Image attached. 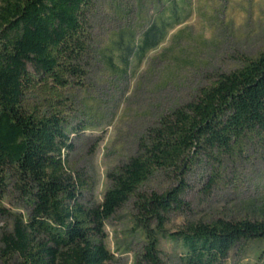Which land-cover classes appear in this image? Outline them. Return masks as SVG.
I'll list each match as a JSON object with an SVG mask.
<instances>
[{
    "label": "trees",
    "instance_id": "16d2710c",
    "mask_svg": "<svg viewBox=\"0 0 264 264\" xmlns=\"http://www.w3.org/2000/svg\"><path fill=\"white\" fill-rule=\"evenodd\" d=\"M92 8L93 0H0V216L12 222L0 233V264H111L104 226L128 204L145 239L141 264H159L165 236L181 243L182 264H220L236 248L264 245V217L163 230L184 206V176L198 159L234 160L264 144V51L160 116L135 154L107 173L101 202L85 201L90 186L68 163V113L89 66ZM159 177L175 185L146 190ZM6 200L23 212L6 210Z\"/></svg>",
    "mask_w": 264,
    "mask_h": 264
},
{
    "label": "rangeland",
    "instance_id": "374dc122",
    "mask_svg": "<svg viewBox=\"0 0 264 264\" xmlns=\"http://www.w3.org/2000/svg\"><path fill=\"white\" fill-rule=\"evenodd\" d=\"M88 24L89 66L82 86L69 93L68 163L90 186L85 201L98 204L109 184L107 173L135 154L149 126L190 101L216 74L264 51V0H93ZM153 27L154 39L144 44ZM184 182V206L167 217L166 234L195 222L261 219L264 144L249 145L234 160L198 159ZM171 185L159 177L146 190ZM2 206L23 212L13 201ZM11 225L8 216H0V233ZM104 233L111 264H141L145 239L132 223L129 204L105 223ZM263 248L250 242L220 264H264ZM158 249L159 264H182L180 242L165 236Z\"/></svg>",
    "mask_w": 264,
    "mask_h": 264
}]
</instances>
